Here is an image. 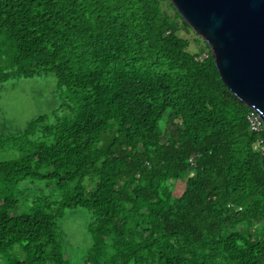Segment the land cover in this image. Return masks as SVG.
<instances>
[{
  "label": "trees",
  "instance_id": "1",
  "mask_svg": "<svg viewBox=\"0 0 264 264\" xmlns=\"http://www.w3.org/2000/svg\"><path fill=\"white\" fill-rule=\"evenodd\" d=\"M163 1L0 0V68L53 73L69 100L0 139L3 264H71L57 221L72 207L90 212L81 264H264L249 109Z\"/></svg>",
  "mask_w": 264,
  "mask_h": 264
},
{
  "label": "water",
  "instance_id": "2",
  "mask_svg": "<svg viewBox=\"0 0 264 264\" xmlns=\"http://www.w3.org/2000/svg\"><path fill=\"white\" fill-rule=\"evenodd\" d=\"M208 46L220 80L264 127V0H169Z\"/></svg>",
  "mask_w": 264,
  "mask_h": 264
},
{
  "label": "rangeland",
  "instance_id": "3",
  "mask_svg": "<svg viewBox=\"0 0 264 264\" xmlns=\"http://www.w3.org/2000/svg\"><path fill=\"white\" fill-rule=\"evenodd\" d=\"M169 0L162 2V9L171 17L175 13L169 6ZM180 29L178 34L189 41L187 50L190 53L208 51L206 43L196 35L191 28L176 19ZM0 76V139L9 138L12 143L15 136L27 130L28 125L35 119H40V127L55 123L65 115L69 100L58 88L57 78L53 73H41L31 77H16L1 69ZM4 71V72H2ZM8 146V145H7ZM6 153L0 152V157L7 158ZM17 154L14 150L13 157ZM36 189H46L44 182L31 184ZM183 190V183L177 182L174 194L179 195ZM90 212L82 207L67 208L62 218L57 221L58 234L62 238L64 253L71 264H81L86 251L91 245L92 237L87 231ZM0 264L3 257L0 255Z\"/></svg>",
  "mask_w": 264,
  "mask_h": 264
},
{
  "label": "built area",
  "instance_id": "4",
  "mask_svg": "<svg viewBox=\"0 0 264 264\" xmlns=\"http://www.w3.org/2000/svg\"><path fill=\"white\" fill-rule=\"evenodd\" d=\"M246 118L250 131L256 135V140L251 144V148L253 151L261 154L264 157V127L262 121L258 114L251 109H249ZM189 161L191 165H194L193 157H191Z\"/></svg>",
  "mask_w": 264,
  "mask_h": 264
}]
</instances>
